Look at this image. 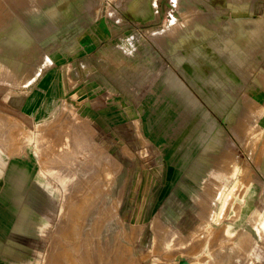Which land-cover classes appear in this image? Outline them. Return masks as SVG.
<instances>
[{"label":"rangeland","instance_id":"rangeland-1","mask_svg":"<svg viewBox=\"0 0 264 264\" xmlns=\"http://www.w3.org/2000/svg\"><path fill=\"white\" fill-rule=\"evenodd\" d=\"M17 1L0 0V111L17 130L15 150L42 147L45 142L37 140L46 126L63 122L61 129L68 130L80 117L90 127L92 150L114 154L126 174L112 196L115 232L99 237L109 253L90 256L85 248L81 255L91 262L80 254L70 259L69 251L61 260L63 253L54 248L67 245L60 239L73 229L68 220L53 218L42 239L29 236L23 210L39 195L26 181L20 205L8 206L12 221L0 236V264H248L252 255L264 264V238L256 240L245 224L226 234L229 209L207 227L195 208L170 245L156 240L144 248L135 233L182 185L196 193L235 186L241 194L256 184L264 201V78H258L264 74V0H66L56 13H43L39 25ZM8 88L26 97L18 96V103L5 99ZM242 113L248 120L239 122ZM237 123L241 128H234ZM16 140L9 137L3 145L13 148ZM211 143L217 144L213 150ZM222 154L241 160L239 178L222 166ZM0 181V191L6 190V176Z\"/></svg>","mask_w":264,"mask_h":264},{"label":"bare ground","instance_id":"bare-ground-1","mask_svg":"<svg viewBox=\"0 0 264 264\" xmlns=\"http://www.w3.org/2000/svg\"><path fill=\"white\" fill-rule=\"evenodd\" d=\"M65 1L66 0H19V2H17L24 10V15L28 19H30L33 24L39 25L44 19L43 13H56L59 6ZM15 7H17V4ZM180 24L183 27L188 26L186 24V21ZM170 34L167 33V35ZM224 47L225 46H223V49ZM258 76V78H264V74L262 73V71L259 72ZM18 96L21 97V99H24L26 97V92H18L14 89L8 88V93H6L5 99H9L11 101L13 100L15 103H18ZM245 99H247L246 101L249 103H254V99L252 97L247 96ZM243 101L244 100H241L238 104H243ZM246 113L238 115L239 117L237 120L239 122L240 120H248V114ZM75 116H77V114L74 115V118ZM76 118L74 122H72V125L70 123V125L65 126L68 127V130L61 129V126H63V122H58L57 124L50 125V127L46 126L45 130L43 128V132L45 133L41 136L40 140H37V142H40L41 144L45 142V144L43 143L42 147L37 144L33 146L22 145L23 148L25 147L24 151H21V149L23 148H18V150L16 151L14 146H17L18 144L17 130L11 128L10 121H8L6 118V113L0 111V177L1 175H5L8 183V185L6 186V190H4V188H1L0 191V236L7 225L6 223H11L12 221L11 210H9V207L11 209H17V207L20 205V194H22L21 189L24 186L25 182L28 181V186H31L32 184L33 189L36 190V193L39 195V197L37 196L38 198L36 199V203L32 208L31 204H26L24 207L23 211L25 215L29 214L28 223L23 228L24 231H26L29 236L42 239L47 231L46 228L49 226L53 218H56V221L68 220L73 227L71 231H68L67 233L65 232L66 234H63V238L60 239L66 240L67 245L62 247L56 246L54 248V252L58 251L63 253V256L60 258L61 260L64 258V253H67V251L71 252L69 254V257L71 259L72 257H75V254L81 255L82 251L85 248H88V254L90 256L95 252H99L100 250H102L103 255L109 253L110 248L105 246L103 239L99 240V237L101 236V233L103 231L115 232L113 230V227L115 226L116 221L114 219L116 217L112 220V210L114 209L112 196L114 194V191L119 188V185L121 186V183L124 180L126 174L123 168L117 167L118 159L114 158V154L103 155L101 153L102 155H100L99 153H97V151L92 150L94 144L92 141L93 136L92 138L90 136V127L88 123H85V121H83V119L81 120L80 117ZM51 122L49 121L47 123ZM243 123L244 122H242V124ZM237 124L238 125L234 128H238L242 125L241 123V125L239 123ZM3 125L6 126L4 127ZM240 128L239 131L241 130ZM249 129L251 128L249 127ZM249 132H251V130ZM9 133H12V135L8 136ZM46 136L47 138L49 137V140H46ZM9 137H15L17 139L16 141H14L13 148H11V146L7 148L3 145V142L8 140ZM261 137H264V133L260 134V138ZM241 141L243 143L242 139ZM216 145V143H211L209 144L208 148H211L213 150V148H216ZM37 148L41 149L38 150ZM225 156L226 155L224 154L221 155V157L224 158L222 166L226 170L232 172V176L239 178V174L242 169L241 160H230V155L226 156V158ZM105 157L107 161H103V158ZM203 158L204 159L202 160H204V162H209L212 158L211 153H208V155H204ZM262 158L264 167V153L262 154ZM107 164L110 166L107 167ZM100 168H102V179L98 176ZM206 187H208V185ZM235 188V186L228 187L227 185H218V187L216 188L213 187L212 190L210 189L203 191L202 193H196L190 190L188 187H185L184 185L180 186L168 196L166 205L163 206V210L155 213L154 216L146 221L143 226H138L137 230L135 229L138 245L144 246V248L150 247L156 240H170L168 242V245H170L172 243V240H176L177 236L180 235L181 230H179V225L182 224L185 226V224L188 223L187 217L195 210V208L197 210L200 209L199 212L202 213L203 219L207 221V227H209L210 224H218L222 215H224L226 210L229 209L231 218L226 222V234H228L229 237H231L238 230L240 225L245 224L247 226V229L252 234H254L256 240H258L259 238H264V201L260 196V187L256 184H250L247 186V188L245 187V190L241 194H238V192H234ZM99 194H102V197H99ZM71 195L72 197H70V199L69 196ZM104 198H106V200ZM69 205L72 208L70 210V216L68 217L67 206ZM210 206H212V208ZM103 207H105L104 210ZM101 211L102 213H104L105 221L98 220L99 216H101ZM251 219L255 220L254 223L251 222ZM154 222L156 223L155 226L153 225ZM205 236L207 237V235ZM249 236L247 235V238H249ZM223 238H225V236H223ZM1 239L2 237H0V240ZM53 240L57 239L54 238ZM54 244L55 242L52 245L53 247ZM233 248L234 247L230 245L225 246V248L223 249L225 250ZM258 255L260 256L261 253H259ZM81 256V261H85V263L91 262L93 260V258H91L90 261L89 257L84 258V255ZM231 257L232 255L228 256L226 262H231ZM56 260L57 258L54 256L52 259L53 263H55ZM95 263L103 264V259H98ZM201 264L207 263L205 261V263L201 262ZM248 264H256L255 256L252 255L249 258Z\"/></svg>","mask_w":264,"mask_h":264},{"label":"crops","instance_id":"crops-1","mask_svg":"<svg viewBox=\"0 0 264 264\" xmlns=\"http://www.w3.org/2000/svg\"><path fill=\"white\" fill-rule=\"evenodd\" d=\"M257 2H258V1H257ZM258 5L260 6V8H259L258 10H261V7H262V6H261V3L258 2Z\"/></svg>","mask_w":264,"mask_h":264}]
</instances>
